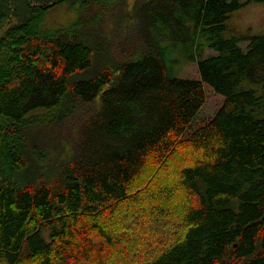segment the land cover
I'll list each match as a JSON object with an SVG mask.
<instances>
[{"label": "trees", "instance_id": "obj_1", "mask_svg": "<svg viewBox=\"0 0 264 264\" xmlns=\"http://www.w3.org/2000/svg\"><path fill=\"white\" fill-rule=\"evenodd\" d=\"M251 2L0 0V264H264V34L225 33Z\"/></svg>", "mask_w": 264, "mask_h": 264}, {"label": "rangeland", "instance_id": "obj_2", "mask_svg": "<svg viewBox=\"0 0 264 264\" xmlns=\"http://www.w3.org/2000/svg\"><path fill=\"white\" fill-rule=\"evenodd\" d=\"M135 0H131L133 3ZM245 2L247 0H240ZM71 18V13L63 6L54 10L48 17V23H62L67 22ZM12 21H7L0 27V36L3 35L6 30L13 24ZM226 35L230 34V31H236L244 35H261L264 34V3L251 2L247 5L239 8L231 13V16L227 20ZM250 40L244 38L240 41V46L247 51ZM218 51L210 47H206L204 56L217 54ZM190 55H193L192 59ZM199 49L197 45L188 46L186 44L179 43L176 47H172L169 50L168 64L172 74L179 77L188 79H202L199 69ZM205 90L207 93V99L194 117L190 125L186 129V133H189L199 125L204 124L211 118H213L219 109L222 107L225 101V95L216 91L212 85L208 82H204Z\"/></svg>", "mask_w": 264, "mask_h": 264}]
</instances>
